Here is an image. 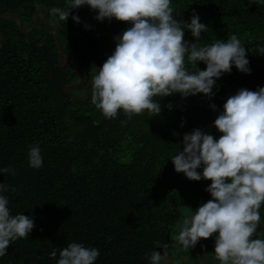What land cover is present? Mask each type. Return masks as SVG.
Returning a JSON list of instances; mask_svg holds the SVG:
<instances>
[{
	"label": "trees",
	"instance_id": "1",
	"mask_svg": "<svg viewBox=\"0 0 264 264\" xmlns=\"http://www.w3.org/2000/svg\"><path fill=\"white\" fill-rule=\"evenodd\" d=\"M69 0H0V169L11 168L15 175L0 173V183L15 191L0 192L8 198L11 215L31 216L34 228L28 238L11 242L0 264H56L59 251L70 243L99 250L94 264H151L154 250L161 252V264H175L170 248V229L181 219V208L196 210L211 197L205 191L208 180L191 181L177 173L170 157L183 145L188 133L186 112L180 110L179 93L154 97L159 115L145 110L129 119L122 110L106 118L91 103V84L86 85L115 48L114 37L131 25L97 21L87 5L71 9L69 18L60 21L50 10L66 8ZM173 18L190 22L193 13L208 28L197 41L200 46L235 35L247 52L250 74L235 66L216 80L213 93L230 96L238 89L264 87V3L257 0H170ZM43 20L33 23L36 11ZM76 15L80 23L72 20ZM56 27L63 61L74 52L75 68L82 76L78 82L72 57L58 65V45L51 26ZM87 25V27H86ZM184 40L195 43L190 31ZM62 61V62H63ZM188 70L205 69L185 59ZM202 94L185 97V105ZM205 100L189 120L190 130L207 127L222 112L220 103ZM210 134L221 135L215 128ZM38 145L42 166L32 168L28 151ZM197 171H202L198 169ZM264 224V207L260 210ZM253 239H264L258 227ZM203 245L207 239H202ZM158 242V243H157ZM167 244V248L163 245ZM215 257L214 245L208 246ZM56 250L57 256L50 258ZM169 258H173L169 262Z\"/></svg>",
	"mask_w": 264,
	"mask_h": 264
},
{
	"label": "clouds",
	"instance_id": "2",
	"mask_svg": "<svg viewBox=\"0 0 264 264\" xmlns=\"http://www.w3.org/2000/svg\"><path fill=\"white\" fill-rule=\"evenodd\" d=\"M85 5L96 13L97 21L115 19L131 25L114 37V51L91 80V103L106 118H115L119 110L129 119L145 110L150 117L157 116L161 105L154 97L179 93L211 99L216 80L233 66L250 74L246 49L235 35L200 46L197 41L208 27L195 13L190 22L175 20L170 0H69L66 8L53 7L50 13L66 22L71 9ZM71 18L80 23L78 16ZM185 30L195 43L184 40ZM257 54H264V46H258ZM185 59L195 66L203 62L205 69L190 71ZM213 126L221 134L218 139L194 129L183 135L182 150L170 157L177 173L191 181L211 182L205 189L211 198L195 211L189 208L191 214L171 238L187 251L215 234L213 252L220 264H264V239L252 238L264 205V87L241 88L228 96ZM28 163L36 169L42 166L38 145L29 149ZM0 173L15 175V170L3 168ZM9 190L16 189L0 183V192ZM8 203L0 195V256L7 254L11 242L28 238L34 228L31 216L11 215ZM56 256L53 249L50 258ZM98 256L94 247L70 243L59 251L56 264H94ZM149 259L161 264L164 257L154 250Z\"/></svg>",
	"mask_w": 264,
	"mask_h": 264
},
{
	"label": "rangeland",
	"instance_id": "3",
	"mask_svg": "<svg viewBox=\"0 0 264 264\" xmlns=\"http://www.w3.org/2000/svg\"><path fill=\"white\" fill-rule=\"evenodd\" d=\"M189 208L195 211L189 205L181 208L182 217L176 223V225L170 229L171 237L173 235H178L184 217L191 214V210ZM214 240L215 234L208 238L204 245L203 240L201 239L194 247H191L185 251L179 242L173 239L170 250L175 256V264H220V262L215 259L208 248L209 245H214ZM172 260L173 258H169V262Z\"/></svg>",
	"mask_w": 264,
	"mask_h": 264
},
{
	"label": "water",
	"instance_id": "4",
	"mask_svg": "<svg viewBox=\"0 0 264 264\" xmlns=\"http://www.w3.org/2000/svg\"><path fill=\"white\" fill-rule=\"evenodd\" d=\"M13 15H14V14H12V13H7V14H4V15L0 16V19H1V18H4V17L13 16ZM38 15H41L42 18H43V20L46 21L43 12L40 11V10L36 11V12H35V15H34V20H33L32 25L30 26V28H29L28 30L24 31V33H29V32H31V31L33 30V28H34V27L36 26V24H37V21H38ZM14 16L18 19V16H17V15H14ZM45 23H46L48 26H51L52 29H53V32H54V37H55V39H56V43H57V45H58V53H59V55H58V65H59L61 68L65 67V66L67 65V63H68L70 57H72L73 69H74V71H75V72L78 74V76H79V80H78V82L73 83V84H70V85H67V86L64 87V92H65L66 94H68V88L76 87V86H78V85L81 84V82H82V76H81V74H79V73L77 72V70H76V68H75V55H74V52L71 51V52L67 53L66 56H65V59H64V61H63V52H62V48H61L60 43H59L58 35H57V33H56V27L53 26V25H50V24L47 23V22H45ZM18 25H19V28L22 29V23H21L20 19H18ZM1 40H2V37H1V35H0V41H1ZM62 61H63V62H62ZM90 84H91V80H90V81L88 82V84L86 85V88H85V98H84V99H81V100H80V99H77V98H75L74 96H72V95H70V94H69V96H70L72 99L76 100V101H80V102L85 101V100L87 99V97H88V87H89ZM192 105H198V106H197L195 109H193L191 112H189V114H188L187 117H186V126H187L188 133L191 132L190 127H189V120H190L191 116H192L197 110L202 109V108L205 106V102L200 101V100H195V101H191V102H189V103H187V104L185 105V97L181 96L180 101H179V103H178V106H179L180 110H182L183 112H186V111L188 110V108H189L190 106H192ZM211 128H215V127L213 126V123H211V124L208 125V127H207V134H210V130H211ZM261 207H264V205H261ZM258 227L264 228V224L260 223V225H258Z\"/></svg>",
	"mask_w": 264,
	"mask_h": 264
},
{
	"label": "built area",
	"instance_id": "5",
	"mask_svg": "<svg viewBox=\"0 0 264 264\" xmlns=\"http://www.w3.org/2000/svg\"><path fill=\"white\" fill-rule=\"evenodd\" d=\"M197 95V94H196ZM228 97L224 96V95H220V94H216L214 93V95L211 97V101L215 104V103H220L221 108H223V104L226 101ZM208 97H205L203 94L199 97L200 101L205 102V100H208Z\"/></svg>",
	"mask_w": 264,
	"mask_h": 264
}]
</instances>
